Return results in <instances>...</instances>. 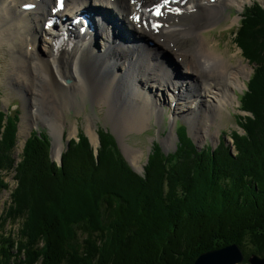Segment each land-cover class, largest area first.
Wrapping results in <instances>:
<instances>
[{"label": "trees", "instance_id": "1", "mask_svg": "<svg viewBox=\"0 0 264 264\" xmlns=\"http://www.w3.org/2000/svg\"><path fill=\"white\" fill-rule=\"evenodd\" d=\"M234 33L254 72L240 98L250 115H238L233 144L200 151L178 122L177 148L155 142L139 173L111 132L100 131L97 154L81 130L63 165L50 148L44 154L48 134L35 132L22 159L0 161L4 184L19 166V187L0 215V264H193L232 243L246 256L241 264L264 256V5L247 6ZM4 117L12 128L14 114L0 108V126ZM11 142L0 150L10 154Z\"/></svg>", "mask_w": 264, "mask_h": 264}, {"label": "bare ground", "instance_id": "2", "mask_svg": "<svg viewBox=\"0 0 264 264\" xmlns=\"http://www.w3.org/2000/svg\"><path fill=\"white\" fill-rule=\"evenodd\" d=\"M94 1L2 0L0 3V46L11 44L9 48L11 47L17 63L16 72H11L10 76L24 85V88H19L21 91L33 95L32 101L36 107L34 112L39 119L47 120L46 107L48 111L51 107L56 112L63 104L67 107L68 95H73L70 91L90 83V92L99 84L105 86L106 92L104 90L101 98H96L99 104L106 103L109 110L112 109L110 111L116 110L112 102L129 108L127 112L123 110L121 119L114 120L127 122L129 128L132 126L139 129L156 114L162 119L160 109L153 103L162 102L166 105L165 98L160 95L168 89L173 91L171 98L176 101L174 112H180L177 116L185 118L187 115L195 114V120H191L194 123L192 128L198 132L199 129L207 130L209 121L212 119L215 122L218 113L233 101L231 89L245 86L242 77L248 73L252 76L251 72L247 71L246 64L242 63V67H238L234 65L236 63H229L222 54L211 50L204 40L207 28L216 24L228 6L238 5L244 11L245 0H167V3L165 0ZM29 4H32L31 8H28ZM161 5V14L157 15L156 9ZM239 16H236L235 20H238ZM84 17L89 19L88 24ZM65 25H71L69 33L63 28ZM206 25L209 26L205 27ZM39 26L40 31L47 30L46 53L37 50L35 47L37 42L34 45L33 41L27 39L26 33L31 36L34 34L36 37L38 33L39 36ZM81 26H86V29L79 34ZM191 37L196 39V46L193 48L194 56H197V65L194 62H190V65L187 63L189 50L177 47V44ZM24 43L25 49H22ZM33 46L40 57L32 53ZM164 48L172 52L170 61L160 60ZM80 55H82L80 64L81 66L86 64L89 76L81 73ZM61 62L72 65L74 71L70 69L69 72L71 76L76 77L71 82L70 79H66L65 89L59 87L62 81ZM183 63L189 65L186 67V74L179 70L176 72V66ZM163 64L169 67L164 70ZM129 75H132L131 79ZM127 86L129 90L126 89ZM115 91L120 94V97L117 96L118 99L114 98L117 94ZM211 93L216 94L214 100L217 102L209 104L208 109H200V102L208 96L211 97ZM179 95L181 101L177 99ZM49 96L50 102L53 101L50 107L45 102ZM56 99L62 101L61 105H54ZM190 101L198 106L192 113V108H188L187 111L185 105ZM131 106L136 113L130 110ZM162 110L164 111L163 107ZM126 114L127 116L123 118ZM49 115L50 121L54 124L53 153H56V149L59 150L60 158L64 150V130L61 131L65 125L58 121V116L54 112L49 111ZM56 128L59 133L55 132ZM70 133L72 136L73 133ZM174 135L172 132L169 135L170 139L174 138ZM70 141L71 139L66 140L65 150L69 149ZM170 143H173V140ZM96 149L98 154V147ZM126 153L132 162L139 158L137 150L129 149ZM61 161L63 165V159Z\"/></svg>", "mask_w": 264, "mask_h": 264}, {"label": "rangeland", "instance_id": "3", "mask_svg": "<svg viewBox=\"0 0 264 264\" xmlns=\"http://www.w3.org/2000/svg\"><path fill=\"white\" fill-rule=\"evenodd\" d=\"M1 1L2 0H0V3ZM92 2L95 1L92 0ZM254 2H260L264 5V0H245V5L243 6V8L245 9L247 6L253 4ZM119 4L121 5L122 2H120ZM29 6H32V4H29ZM239 15L243 16V11L238 5L228 6L223 16L215 22L216 24L213 23L214 25L207 28V32L204 33L205 36L204 40H206L211 50L215 51L217 54H222L229 63L231 64L236 63L234 65L238 67L240 66L242 67V63L243 65L246 64L247 71L251 72L252 75L254 68L251 65L250 61L245 58L243 54V50L237 44L236 34L234 33L235 28L238 27L240 24L239 21L242 20V17ZM236 16H239L238 20H235ZM84 20L87 22V24L89 23V19L87 17H84ZM156 23L157 22H155V24ZM42 24L43 22L40 25L41 27ZM40 26L38 28V32L40 31ZM207 26L209 25H206L205 27ZM81 27H84V29ZM81 27L78 30L79 34L81 33V31H85L86 29V26H81ZM187 27L188 25L186 26V29ZM63 28L66 30V33H69L68 31L70 29L69 25L68 26L65 25ZM46 32L47 30H41L39 32V36L37 33V37L31 33L32 36L34 37V40H32V36L30 34L26 33L27 39L29 38L28 40H31V42L33 41L34 45L37 42L35 47L37 48L38 51L43 53H46L47 51L46 50L47 39L45 38V35L47 34ZM183 41L177 44V47L179 49L189 50L190 53H188L189 56L186 59L187 63L190 65V62H194V64L197 65V56H194L196 39L191 37V39L183 40ZM248 43L249 42H247L246 44ZM25 44L26 43H24L22 49H25ZM9 45L11 46V44L8 45L3 44L2 46H0V108L1 111H3L6 115L8 113L14 114L12 128L10 129L8 128L7 125L9 124L8 123L9 119L6 117H4V122H2V125L0 126V142H2L0 144H5L8 140L11 141L13 139V142H11L12 147L10 146L11 149L10 154L7 151L3 152L2 150H0V161L5 166L7 164V161L4 155H7V157H9V159L11 160L21 158L20 154L22 156V154L25 152V149L29 142L28 140L30 138L35 137L34 134L35 132L38 133L46 132L48 134L47 137L49 136V140L51 144L50 147L46 148L44 154L48 156L49 148L51 154V150L53 149L55 138L52 134L54 132V129L52 127L54 126V124L52 121H50L49 111H51V113L54 112L58 116V121L65 125L61 131L63 132L64 130L63 153L66 147V140L67 139L72 140L73 138H76L78 140L79 132L81 130L86 133L91 144L95 148L96 146H98V144H100L98 146L99 148L101 146V142L99 143L98 138L100 139V131L104 130L105 132H111L113 134L116 140L117 147L119 148L125 160H127L128 163L132 166V168L135 170L136 169L141 170L143 172L146 169L145 167L147 165V162L149 161L148 157L150 156L149 154L151 153V150L155 142H159L166 152H171L177 148V144L179 142L178 129H177L178 122L179 123L181 122L183 123V125H185L187 129L186 133H188L189 136L193 139V143L197 147V149L202 151L203 149H205V147L206 149H208L209 146H213V148H216L223 141H226V143L233 144L234 140L231 137L232 133L238 130L242 131L241 129L242 127L238 123L239 121L238 115L241 114L250 115V112L246 113L240 110V106H241L240 98L242 97L244 91L247 90V82L251 78V76H249L248 73V75L242 77V80H244L245 82V86L242 88L239 87V88L231 89V92L233 93V97H234L233 101L230 104H228L223 109V111L218 113L219 116L217 115L215 117L216 120L215 122L212 119L209 121V124L207 125V130L199 129L197 132L195 129L192 128V125L194 123L191 120H195V116H194L195 114H193L192 112L195 111L196 108H198V106H196V103H194L193 101H190L189 103L185 104L187 106L186 108L187 111L188 108H192L191 110L192 114L190 116L187 115L186 118L184 116L183 117L177 116L180 114V112H176V111L174 112V110L176 109L175 108L176 101L171 98L172 97L171 92L173 91H169L168 89H166L167 87L162 88V90L166 89L167 92L165 91L163 94L161 93L160 95L161 97L165 98L166 105L162 102L153 103L154 105H157V108L160 109L159 112L160 115H162V119L161 118L159 119L158 115L156 114L151 119V121H148V123L145 124L143 128L142 127L139 129L132 128V126L131 128H129L127 122L120 121L121 122L120 123L119 121H116L117 119L122 118L121 115L123 113V110L127 112V109L129 108H127V106L125 107L124 105H120L118 103L112 102L111 104H113V106L115 105L114 107L116 108V110L110 111L112 109L109 110V107L107 106L106 103L99 104V102L96 101V98L98 99L101 98L100 95L105 90L104 89L105 86H100L99 84V86H95V88H92L90 92L89 91L90 88L89 86L91 85L90 83L87 86L75 87L70 91L73 92V95H68L69 105L67 107H65L64 104L61 105L62 101H58V99H56L54 101V105L55 106L61 105L60 108L57 110V112L51 109L50 105L53 104V101L50 102V96H49L45 101L46 103H48V106L50 107L49 111H48V107H46L47 120L45 121L44 119L43 120L39 119V117L37 118V115L34 112L35 111L34 109H36V107L34 106L32 101L33 95L29 94L24 90L21 91L19 88L20 87L24 88V85L21 82L19 83L16 82L14 80V77L10 76L11 72L14 73L16 72L17 63H16V58L11 50V47L9 48ZM35 47L33 46L31 51L32 53H34L36 57H40V55L36 52ZM170 58H172V52L164 48L163 57H160V60H162L161 62H163L166 59L169 60ZM80 59H82V55L79 56V67L81 66ZM181 60L182 61L184 60L183 56L181 57ZM169 61L167 62L168 64ZM189 65H184L183 63V65L176 66L177 67L176 72L179 70L181 72L183 71L186 74L187 72L186 67H188ZM168 67L169 66L167 64H163L164 70ZM60 68L62 74L61 76L62 81L59 87L65 89L67 86L65 83L67 78L70 79V82L76 79V77L71 76V73L69 72L70 69L73 72L74 67L72 65H67L64 62H61ZM80 70L84 76H89L86 71L85 63L80 67ZM129 76L131 79L132 75ZM126 89L129 90V86H127ZM171 89H173V85L171 86ZM89 93H92V95H89ZM114 93L117 92L115 91ZM117 96L120 97V94L118 93L115 94L114 98L118 99ZM214 97H216V94L211 93V97L208 96L207 98L204 99V101H201L199 105L200 109L203 110L208 109L209 104L211 105L212 102L216 101L214 100ZM177 99L179 101L182 100L180 95L178 96ZM162 107L164 111L162 110ZM182 107L185 108V106ZM16 108H17L16 111L18 112L17 117H15V113L13 111ZM130 110L136 113V110L132 109V106L130 107ZM221 113L222 115L220 116ZM126 116L127 114L123 116V118ZM208 126H210V130ZM224 130L226 131V134H223ZM95 131L97 134L95 133ZM55 132L59 133L57 128ZM172 132H174L175 135L174 138L171 137L170 139L169 135H171ZM69 133L70 134L73 133L72 136H70ZM95 134L98 135V137H95L96 136ZM171 140H173V143H170ZM41 146L39 148H41ZM30 147L35 148L34 143H31ZM129 149L137 150L138 153L137 155H139V158H137L136 162H132L129 156L127 155L126 151ZM230 149L232 150L233 153H235L236 150L234 148L231 147ZM59 153L60 151L56 149V153L54 152V154L57 156L56 157L54 156L55 158L54 161L52 160L53 162L59 163V159L61 158V157L58 158ZM18 162L21 163L22 160ZM60 164L62 165V162ZM18 169L19 166L8 172V176L6 178L5 184L2 181H0L1 184L0 186L3 188V191L0 193V215L2 211H4L5 213L9 209L12 203L10 199V194H11L10 190L13 188L17 190L19 187L18 181L14 179ZM0 174L4 179V177L6 176L5 170L2 171L0 168ZM7 184H9V186ZM5 185H7L8 188H5L4 187Z\"/></svg>", "mask_w": 264, "mask_h": 264}, {"label": "water", "instance_id": "4", "mask_svg": "<svg viewBox=\"0 0 264 264\" xmlns=\"http://www.w3.org/2000/svg\"><path fill=\"white\" fill-rule=\"evenodd\" d=\"M99 145L100 144H98V146ZM98 146H96V148ZM51 157L52 160L54 161L55 157H54L53 149L51 150ZM61 160L62 157L59 159V163L62 162ZM137 172L142 173L143 171L137 170ZM245 259L246 257L242 248L237 243H232L227 246L202 253L193 264H240L244 262ZM248 261L250 264H264V257L258 254H253L248 259Z\"/></svg>", "mask_w": 264, "mask_h": 264}, {"label": "snow or ice", "instance_id": "5", "mask_svg": "<svg viewBox=\"0 0 264 264\" xmlns=\"http://www.w3.org/2000/svg\"><path fill=\"white\" fill-rule=\"evenodd\" d=\"M165 3H167V0H165ZM160 7H162V5L161 6H158L157 9H156L157 15H160L161 14L160 13Z\"/></svg>", "mask_w": 264, "mask_h": 264}]
</instances>
